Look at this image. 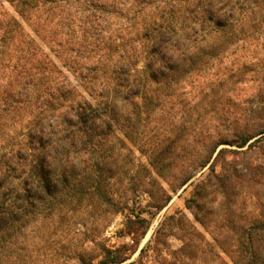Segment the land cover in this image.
<instances>
[{
  "label": "trees",
  "instance_id": "16d2710c",
  "mask_svg": "<svg viewBox=\"0 0 264 264\" xmlns=\"http://www.w3.org/2000/svg\"><path fill=\"white\" fill-rule=\"evenodd\" d=\"M5 1L13 13L0 0V264H116L137 250L151 224L143 214L168 199L115 131L173 191L209 166L187 209L234 264H264V117L252 116L258 103L264 111V79H251L255 93L240 107L207 111L230 101L219 94L226 74L198 73L236 41L256 2ZM118 214L135 246L109 245ZM186 221L165 217L156 241L175 235L179 260L215 261Z\"/></svg>",
  "mask_w": 264,
  "mask_h": 264
},
{
  "label": "rangeland",
  "instance_id": "374dc122",
  "mask_svg": "<svg viewBox=\"0 0 264 264\" xmlns=\"http://www.w3.org/2000/svg\"><path fill=\"white\" fill-rule=\"evenodd\" d=\"M1 1L4 4V8L7 9L8 12L13 13L8 3L5 0ZM254 1L256 2V9L253 10V12L245 14L243 20L240 18L241 30L238 38L235 39L236 41L227 43L219 59L212 60V62L202 65L200 68L202 70L198 72L199 74L204 72L211 74L220 71L226 74V82L219 90V94H223L224 97L226 96L230 101L226 100L227 103L224 102L222 105H217V103L215 104L214 102L211 106L207 103V111H211L213 108L220 109L224 107L229 110L240 107L239 103L242 102L245 95L255 93L253 86L256 87V81L264 79V0ZM259 71L263 72L257 74ZM253 77L256 79L254 82L251 80ZM210 91L209 99L212 97ZM75 92L79 98L93 101L95 104V100H93L82 87H75ZM233 101H236L237 104H234ZM258 104L254 105L255 113H252V116L260 114V117H264V111L258 112L257 110V108L262 106L261 103ZM262 120L264 121V118ZM10 131L17 133L19 131L18 126L16 128H10ZM112 137L129 157L131 164L141 168L148 178L153 181L160 194L168 199L167 205L156 213V215L151 216V214L148 213L143 214L151 218L149 229L138 243L137 250L132 253L125 262L116 264H129L132 261H135V264H234L215 242L209 232L193 217L185 204L186 199L191 196L195 181L205 177V175L209 173V166L199 170L189 183L173 191L168 182L154 171L147 156L132 145L120 131H115ZM221 147L240 149L237 146L231 145H221ZM244 148L246 147L242 149ZM227 158L232 160L234 156L229 154ZM220 169L219 163L216 167L217 172H219ZM148 199L149 197L147 194L140 193L139 201H141L143 205L147 203ZM169 215H184L187 219V228L202 242L207 250L210 251L215 261H211L209 257L204 255L196 257L195 259L186 258L184 261L179 260L175 257L174 251L182 245L183 240L175 235H168L156 241L157 229L164 218ZM123 223L124 216L118 214L106 231V236L109 238L108 243L113 248L121 247L125 244L135 246L131 236L122 232L124 227ZM141 249H143L141 254L142 262L138 260ZM215 252L221 255L223 260H219L214 255Z\"/></svg>",
  "mask_w": 264,
  "mask_h": 264
}]
</instances>
